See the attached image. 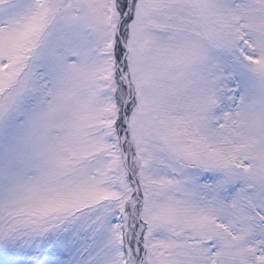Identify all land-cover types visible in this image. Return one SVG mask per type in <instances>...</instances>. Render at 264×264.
Returning a JSON list of instances; mask_svg holds the SVG:
<instances>
[{
    "label": "snow or ice",
    "instance_id": "6c2138e0",
    "mask_svg": "<svg viewBox=\"0 0 264 264\" xmlns=\"http://www.w3.org/2000/svg\"><path fill=\"white\" fill-rule=\"evenodd\" d=\"M0 264H264V0H0Z\"/></svg>",
    "mask_w": 264,
    "mask_h": 264
}]
</instances>
